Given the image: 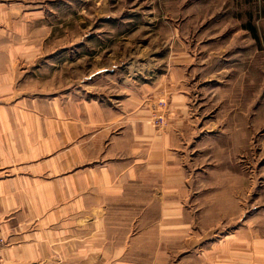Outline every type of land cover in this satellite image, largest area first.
Here are the masks:
<instances>
[{
  "label": "rangeland",
  "instance_id": "obj_1",
  "mask_svg": "<svg viewBox=\"0 0 264 264\" xmlns=\"http://www.w3.org/2000/svg\"><path fill=\"white\" fill-rule=\"evenodd\" d=\"M0 2L2 27L31 46L16 82L30 105L116 116L109 160L144 182L107 214L111 236L145 231L147 255L152 222L176 209L194 243L162 239L165 264H201L264 219V0ZM137 121L159 138H138Z\"/></svg>",
  "mask_w": 264,
  "mask_h": 264
},
{
  "label": "crops",
  "instance_id": "obj_2",
  "mask_svg": "<svg viewBox=\"0 0 264 264\" xmlns=\"http://www.w3.org/2000/svg\"><path fill=\"white\" fill-rule=\"evenodd\" d=\"M2 12L0 2V229L8 240L2 264H165L170 256L162 239L194 243L183 231L190 225L178 220L176 209L152 222L156 248L150 255L135 246L143 245L145 231L130 236L122 229L120 237L111 236L107 214L124 200L131 183L144 180L136 168L109 160L116 116L81 103L30 105L16 82L18 69L28 66L31 46L18 44L10 25L2 27L11 17ZM137 122L131 127L138 138H159L148 123ZM242 235L232 237L237 241L228 249L206 248L201 264H264V219L249 220Z\"/></svg>",
  "mask_w": 264,
  "mask_h": 264
},
{
  "label": "built area",
  "instance_id": "obj_3",
  "mask_svg": "<svg viewBox=\"0 0 264 264\" xmlns=\"http://www.w3.org/2000/svg\"><path fill=\"white\" fill-rule=\"evenodd\" d=\"M7 244H8L7 237L3 234L2 230L0 229V264L3 263L2 250Z\"/></svg>",
  "mask_w": 264,
  "mask_h": 264
}]
</instances>
